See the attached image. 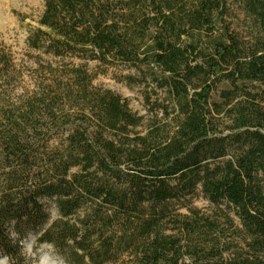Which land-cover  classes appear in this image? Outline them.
I'll use <instances>...</instances> for the list:
<instances>
[{"label":"trees","instance_id":"trees-1","mask_svg":"<svg viewBox=\"0 0 264 264\" xmlns=\"http://www.w3.org/2000/svg\"><path fill=\"white\" fill-rule=\"evenodd\" d=\"M27 45L62 65L0 106V260L264 264V0H43ZM79 62L133 70L148 121Z\"/></svg>","mask_w":264,"mask_h":264},{"label":"rangeland","instance_id":"rangeland-1","mask_svg":"<svg viewBox=\"0 0 264 264\" xmlns=\"http://www.w3.org/2000/svg\"><path fill=\"white\" fill-rule=\"evenodd\" d=\"M42 10L43 0H0V106L7 99L15 102L23 98L24 94L32 92L41 81L45 82L48 79L46 67L48 64L53 68L62 65L59 59L46 56L27 45V38L37 27ZM231 23L237 34L241 37L247 35L249 24L240 13H235ZM74 63L78 64L77 61ZM80 64L91 76L94 87L118 95L127 103L132 113L143 116L144 121H148L149 115L144 108L142 87L128 85L125 80L127 75H133V70L121 66L104 67L95 62ZM47 205L51 218L54 219L56 217L54 205L52 203ZM191 206L205 214L212 211L209 203L200 194L191 200ZM181 213L185 211L182 210ZM29 244L30 249L25 245V251L32 259V264H42V257H47L51 263L66 264L51 246L36 247L33 240H30ZM0 264L7 262L0 260Z\"/></svg>","mask_w":264,"mask_h":264},{"label":"water","instance_id":"water-1","mask_svg":"<svg viewBox=\"0 0 264 264\" xmlns=\"http://www.w3.org/2000/svg\"><path fill=\"white\" fill-rule=\"evenodd\" d=\"M30 247H31L30 244H27V245H26V248H27V249H30ZM45 259L47 260V257H42V258H41V262H42L43 260H45ZM53 263H54V262H53ZM54 264H55V263H54Z\"/></svg>","mask_w":264,"mask_h":264},{"label":"bare ground","instance_id":"bare-ground-1","mask_svg":"<svg viewBox=\"0 0 264 264\" xmlns=\"http://www.w3.org/2000/svg\"><path fill=\"white\" fill-rule=\"evenodd\" d=\"M42 264H53V263H51L48 259L46 260H43L42 262H41Z\"/></svg>","mask_w":264,"mask_h":264}]
</instances>
